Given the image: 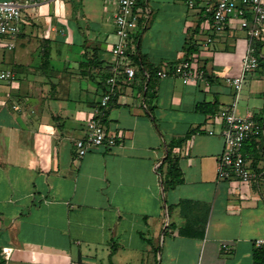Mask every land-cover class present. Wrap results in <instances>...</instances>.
<instances>
[{
	"label": "crops",
	"instance_id": "1",
	"mask_svg": "<svg viewBox=\"0 0 264 264\" xmlns=\"http://www.w3.org/2000/svg\"><path fill=\"white\" fill-rule=\"evenodd\" d=\"M20 1L16 45L0 48L15 73L0 78L4 264H264V244H255L264 238V178L220 179L223 121L196 110L200 101L218 100L221 109L234 100L225 79L241 74L248 35L239 22L231 18L202 49L205 0H143L133 48L140 64L130 59L135 76L120 72L101 107L106 74L117 64L115 5ZM256 47L264 54V41L255 39ZM187 57L204 65L205 80L147 76L148 68ZM236 113L264 121V65L245 74ZM93 117L116 144L78 157L75 140ZM254 146L264 149V140L247 142ZM169 154L181 176L174 186L166 178ZM259 155L247 157L258 171Z\"/></svg>",
	"mask_w": 264,
	"mask_h": 264
},
{
	"label": "built area",
	"instance_id": "2",
	"mask_svg": "<svg viewBox=\"0 0 264 264\" xmlns=\"http://www.w3.org/2000/svg\"><path fill=\"white\" fill-rule=\"evenodd\" d=\"M116 7L114 15L115 34L117 42L112 47V53L117 64L112 68L108 77L109 90L103 95L100 106L106 107L115 95V86L120 72L128 79L135 76V68L130 63V53L135 49L134 39L139 36L138 26L143 18L142 10L137 0H104ZM197 0H189L191 6ZM35 2L28 0L27 3ZM24 3L20 0H0V48L12 50L21 31L22 12ZM203 18L208 22L209 30L201 41L202 49H208L214 42L216 35L224 32L228 21L232 17L239 19L240 27L248 35L247 49L241 60V74L226 77V82L235 87V98L227 107L221 108L217 115L223 121L222 137L225 150L218 159L217 174L220 179L236 177L242 182L264 178V168L260 171L251 166L243 151L244 144L251 139L264 137V121L253 116H240L236 107L247 72L259 68V56L255 53L254 40L264 41V0H205ZM251 15V17H249ZM201 49V50H202ZM194 56V55H193ZM197 57V56H194ZM159 77L179 76L185 83L205 80L208 77L206 68L196 63L191 57L168 69L158 70ZM15 73L10 69H0V78L12 79ZM149 76V74H147ZM116 135L107 130L96 117L91 118L86 127L85 135L75 140L78 157L85 156L89 151L101 147H113ZM256 246L264 244V238L255 241Z\"/></svg>",
	"mask_w": 264,
	"mask_h": 264
},
{
	"label": "trees",
	"instance_id": "3",
	"mask_svg": "<svg viewBox=\"0 0 264 264\" xmlns=\"http://www.w3.org/2000/svg\"><path fill=\"white\" fill-rule=\"evenodd\" d=\"M137 4L139 7H141L143 5V0H137ZM140 22H141V19H140ZM140 22H139V24H140ZM139 36H137L134 39V44L137 43ZM255 53L259 56V67L263 66L264 65V54L261 51L257 50V47H256ZM129 57H130V59H132L133 63L140 64V59L135 52H131ZM147 72L151 78L153 75L157 74V69L148 68ZM111 73H112V69L109 70V74L108 73L106 74L107 78L111 75ZM196 110L200 111L202 113L217 114V112L220 110L218 100H216L215 102L200 101L196 104ZM257 119L260 121H263V119L261 117H257ZM262 139L264 140V137ZM253 140H255V138L251 139V141H253ZM249 141L250 140H248L247 142H249ZM247 142L244 144V148H243V151L247 157H248V155L254 157L256 154H258V155L260 154L259 155L260 157L262 155L264 156V149H260V147L255 148V146L252 149H249L246 147ZM165 162H167V164H168V169L166 172V178H167L169 184L174 186L181 181V176H180V173H178L176 162L173 163L174 160H173V158L170 157V154L168 155ZM0 264H4V261L1 258H0Z\"/></svg>",
	"mask_w": 264,
	"mask_h": 264
},
{
	"label": "rangeland",
	"instance_id": "4",
	"mask_svg": "<svg viewBox=\"0 0 264 264\" xmlns=\"http://www.w3.org/2000/svg\"><path fill=\"white\" fill-rule=\"evenodd\" d=\"M153 12H156V10L153 9ZM23 18H24V17H23ZM153 18H154V13H153V14L151 13V20L148 21V27L151 26V23H152ZM233 19H235L234 21H238V22H239V19L237 20L236 18L232 17L231 20H233ZM138 31H139V30H138ZM153 36H156L157 38H165V37H166V35H162V36H161V33H158V32H156V31L153 33ZM204 38H205V35H200V40H203ZM114 40H115V39H114ZM115 42H116V41H115ZM7 64H8V63H5L4 61H1V59H0V69H7V67H9ZM9 68H10V67H9ZM234 98H235V97H234Z\"/></svg>",
	"mask_w": 264,
	"mask_h": 264
}]
</instances>
